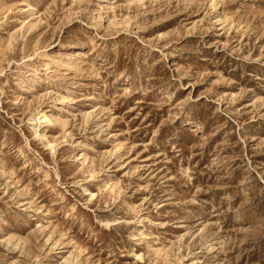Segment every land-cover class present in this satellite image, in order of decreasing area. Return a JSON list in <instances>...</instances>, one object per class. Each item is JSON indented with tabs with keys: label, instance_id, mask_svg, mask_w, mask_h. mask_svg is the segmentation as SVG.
Masks as SVG:
<instances>
[{
	"label": "rangeland",
	"instance_id": "374dc122",
	"mask_svg": "<svg viewBox=\"0 0 264 264\" xmlns=\"http://www.w3.org/2000/svg\"><path fill=\"white\" fill-rule=\"evenodd\" d=\"M0 264H264V0H0Z\"/></svg>",
	"mask_w": 264,
	"mask_h": 264
},
{
	"label": "bare ground",
	"instance_id": "6f19581e",
	"mask_svg": "<svg viewBox=\"0 0 264 264\" xmlns=\"http://www.w3.org/2000/svg\"><path fill=\"white\" fill-rule=\"evenodd\" d=\"M30 8H31V7H30ZM67 45H68V46H71V44H69V43H68ZM53 121H54V120H53Z\"/></svg>",
	"mask_w": 264,
	"mask_h": 264
}]
</instances>
